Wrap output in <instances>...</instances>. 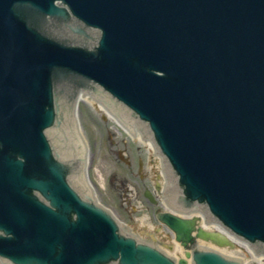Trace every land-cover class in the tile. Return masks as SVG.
<instances>
[{
  "label": "water",
  "instance_id": "95a60500",
  "mask_svg": "<svg viewBox=\"0 0 264 264\" xmlns=\"http://www.w3.org/2000/svg\"><path fill=\"white\" fill-rule=\"evenodd\" d=\"M81 91L126 126L143 122L167 158L171 207L264 254V0H0V257L176 264L98 205ZM158 220L186 250L233 247L196 218ZM185 257L242 264L208 249Z\"/></svg>",
  "mask_w": 264,
  "mask_h": 264
},
{
  "label": "rangeland",
  "instance_id": "374dc122",
  "mask_svg": "<svg viewBox=\"0 0 264 264\" xmlns=\"http://www.w3.org/2000/svg\"><path fill=\"white\" fill-rule=\"evenodd\" d=\"M80 119L89 146V177L99 202L130 232L150 241V227L157 224L155 214L162 207L145 196L160 172L149 162L148 148L130 139L92 104L80 103ZM245 255L239 256L246 259Z\"/></svg>",
  "mask_w": 264,
  "mask_h": 264
},
{
  "label": "bare ground",
  "instance_id": "6f19581e",
  "mask_svg": "<svg viewBox=\"0 0 264 264\" xmlns=\"http://www.w3.org/2000/svg\"><path fill=\"white\" fill-rule=\"evenodd\" d=\"M81 101H85V102H87V103H89V104H93L92 106H94L95 105V103H94V101L90 98V97H88V96H82L81 97ZM96 108H98L100 111H102V112H104L103 110H106L102 105H96ZM114 120V119H113ZM136 136L138 137V138H141V136H140V134H136ZM149 144H150V146L152 147L153 146V143L152 142H149V141H147ZM88 164H89V162H88ZM232 253V252H231ZM233 254V253H232Z\"/></svg>",
  "mask_w": 264,
  "mask_h": 264
},
{
  "label": "flooded vegetation",
  "instance_id": "af4514ba",
  "mask_svg": "<svg viewBox=\"0 0 264 264\" xmlns=\"http://www.w3.org/2000/svg\"><path fill=\"white\" fill-rule=\"evenodd\" d=\"M138 170H139V166H138Z\"/></svg>",
  "mask_w": 264,
  "mask_h": 264
}]
</instances>
